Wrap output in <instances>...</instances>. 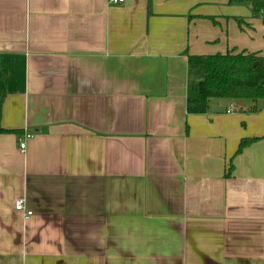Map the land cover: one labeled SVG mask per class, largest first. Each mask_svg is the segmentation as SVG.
Listing matches in <instances>:
<instances>
[{
	"label": "crops",
	"instance_id": "1",
	"mask_svg": "<svg viewBox=\"0 0 264 264\" xmlns=\"http://www.w3.org/2000/svg\"><path fill=\"white\" fill-rule=\"evenodd\" d=\"M227 51L264 56V8L0 0V264H264V98L186 112Z\"/></svg>",
	"mask_w": 264,
	"mask_h": 264
},
{
	"label": "trees",
	"instance_id": "2",
	"mask_svg": "<svg viewBox=\"0 0 264 264\" xmlns=\"http://www.w3.org/2000/svg\"><path fill=\"white\" fill-rule=\"evenodd\" d=\"M249 1L256 12L264 8V0ZM186 79L188 113L206 112L212 98H246L256 102L264 98V56L246 51L189 54ZM5 94V86L0 87V132L7 131L1 125V105ZM248 109L255 110V104ZM254 139L243 137L236 152Z\"/></svg>",
	"mask_w": 264,
	"mask_h": 264
},
{
	"label": "built area",
	"instance_id": "3",
	"mask_svg": "<svg viewBox=\"0 0 264 264\" xmlns=\"http://www.w3.org/2000/svg\"><path fill=\"white\" fill-rule=\"evenodd\" d=\"M112 3H120L123 0H109ZM236 107L234 105H230L227 111H236ZM32 136L30 132H25L23 137L19 141V148L21 151H24L25 145H26V138ZM14 207L18 210L23 211L24 215L28 216L32 213L31 210H28L25 208V198L24 197H19L15 200Z\"/></svg>",
	"mask_w": 264,
	"mask_h": 264
}]
</instances>
